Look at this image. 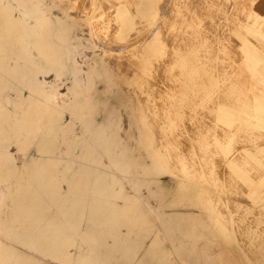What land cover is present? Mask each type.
<instances>
[{"label": "crops", "instance_id": "crops-1", "mask_svg": "<svg viewBox=\"0 0 264 264\" xmlns=\"http://www.w3.org/2000/svg\"><path fill=\"white\" fill-rule=\"evenodd\" d=\"M8 2L13 7L21 5L22 12L30 7V0ZM256 2L250 1V18L207 20V26L219 29L218 33L228 30L229 51H223L225 44L220 41L214 51L192 53L208 62L203 67L199 63L188 71L182 70V95L173 101L177 114L172 119L169 111L165 117L157 116L156 129L151 126L148 137V150L142 153V149H135V158L141 165L150 166L155 174L150 178V190L146 189L150 196H157L160 205L154 207L149 203L143 212L155 227L156 235H167L162 225L167 219L182 235L194 234L189 242L192 247L180 242L164 243L163 251L170 255L167 264H195L178 259L179 252H203L206 254L204 264H221L223 247L231 249L234 244L250 243L251 222L243 217L230 197L234 194V185L237 195L254 198V204L260 209L257 240L264 235V45L258 42L264 41V14L259 12L264 9V0L254 7ZM212 9L229 13L234 10L233 7ZM221 59L231 62L222 69ZM159 88L157 86V90ZM8 90L11 95L18 92L12 86ZM150 122L154 124L152 113ZM5 123V118L0 120L3 149L0 151V195L5 194L0 203V264H43L45 259L57 264H110L106 259L109 248L104 238L96 247L94 244L95 231L99 233L100 229L94 228V215L88 202L87 165L84 207L69 211L55 198V191L39 189L37 216L27 220L25 215H18L13 191L29 181L28 170L22 164L25 152L17 157L13 150L16 146L7 141L2 131ZM70 166V172L77 173V166L82 165ZM165 175L174 179V187L162 183L161 177ZM246 181H251L248 190L244 188ZM255 181H258L257 186L253 184ZM3 187L5 193H1ZM28 195L29 189H26L19 196ZM70 199L73 204L80 201L73 194ZM28 227L35 231V240L31 242L20 234ZM223 227L228 231H223ZM101 231L103 237L104 227ZM256 238L252 237L251 242H257Z\"/></svg>", "mask_w": 264, "mask_h": 264}, {"label": "rangeland", "instance_id": "rangeland-1", "mask_svg": "<svg viewBox=\"0 0 264 264\" xmlns=\"http://www.w3.org/2000/svg\"><path fill=\"white\" fill-rule=\"evenodd\" d=\"M0 1V6L5 4L12 7L14 13L16 10V15L32 14L33 17H27L24 20V22L26 21L25 23L29 21L28 24L34 25L38 22V18L41 19L48 13L47 15H54L51 17V22L54 24L67 22L70 25L78 26L69 29L73 31L71 39L74 40V43L72 45L71 43L64 44L63 63H65V69L61 73L59 71L36 73L33 77L36 87L39 91L45 93L51 107L55 108L67 104L65 101L53 98L57 93H63L66 96L68 95L66 101L74 99L75 103L82 109L81 119L77 118L74 112L72 114L67 111L64 113L62 119L63 127L71 125L73 129L72 132L67 133L66 137L72 139L76 134L77 136H82L85 126L80 124L92 120L87 103L90 104L89 99L91 101L98 100L101 102L98 108L104 109V112H100L98 116L96 115V119L103 124H109L112 120L119 124L122 133L125 135L122 143L129 142L137 151L142 149L140 151L142 153H145L144 150L149 148L148 137L151 126L156 129V117H165L166 111H169L171 119L175 113L177 114L173 101L180 99L182 95L180 86L182 70L185 68L188 71V68L197 66L196 64L199 63L203 67V64L208 62L204 59L199 60L192 53L214 51L220 41L225 44L223 51H229L228 30L222 29V32L218 33L219 29L206 26L209 25L207 20L246 19L252 15L249 7L251 0H130V2L129 0H118V3L113 0H72V3L66 0H36L37 2L39 1L38 3L35 0H30V7L28 11H24L25 13L22 12L20 5L13 7L8 0ZM259 2L260 0H257V4L254 7H257ZM213 7L226 9L233 7L235 10L231 13L228 11L217 12L212 9ZM259 12L264 14V9H260ZM63 13L68 16V20L65 19ZM198 21H201V23H198ZM119 23L125 25L121 27L123 29L121 30V37L117 38ZM57 30L60 29L58 27L53 28V31ZM54 39H59L55 41L59 46L63 45L59 34H56ZM118 39L122 40V43H113L117 42ZM123 41L125 42L123 43ZM258 42L264 45V41L258 40ZM30 43V48H33L36 45V39L31 38ZM92 43L95 45L96 52L91 49ZM110 44L111 46H109ZM0 45L8 49L13 48L11 43L4 40H0ZM17 45L21 48V43H17ZM108 49L109 51H107ZM127 53L128 55H126ZM8 54L12 53L8 52ZM33 55L40 65L46 66L44 59L41 58L37 51L33 52ZM192 56L195 58L189 59ZM128 57L131 58V61L128 60ZM90 60L93 63V67L95 66L100 73H103L105 69V71L109 70L108 72L114 85L105 84L103 75H100L89 87L85 86L86 84L84 83L78 86L75 85L74 81L82 75L79 74V71L87 73L86 75L90 73ZM138 61L141 62L136 64ZM118 62L122 64V71L117 69ZM209 62L213 64L214 60ZM230 62V60L221 59L220 67L224 69ZM234 62L236 63L238 60ZM140 63L144 65L142 66ZM189 63H193V65L189 67ZM134 65H136L135 68ZM144 67L147 68L146 71L143 69ZM137 70H140L141 73L137 72ZM136 73L140 80L137 77H133L136 76ZM19 78L18 80L24 81L23 73H21ZM82 78L81 76L79 82L82 81ZM130 79L132 80L129 81ZM135 82L136 86L133 84ZM157 86L160 87L158 90ZM163 88L165 89L162 90ZM94 91L96 93L91 95ZM15 93L17 92H13V95ZM29 93V90L25 89L22 94L28 98ZM9 95L10 93L7 90L6 96ZM14 105L18 106V104ZM68 106L66 105L67 110ZM9 107H11L9 108L10 110H14V106L9 105ZM151 113L154 115L153 125L150 122ZM13 150L16 152L17 157L23 156V153L18 151V149L13 148ZM57 151L55 155L60 157L61 155L59 154L67 152V149H65L64 145H59ZM120 151V148L117 149V152ZM96 152L100 154L99 151ZM74 154L75 157L79 156L80 150H76ZM36 156L38 157L36 148L31 147L23 163L29 165L31 157L37 158ZM71 164L73 163L69 159L68 165L70 166ZM149 171H151L149 173H152V176L155 175L153 170ZM121 177L126 180L127 186L136 189L135 178L127 175H121ZM161 180L165 185L175 186L174 179L169 175L162 176ZM257 182L255 181L253 184L257 186ZM250 183L251 181H246L244 188L248 190ZM140 193L145 196L143 209L144 206H149V203L154 207H159V199L157 196H150L146 187L142 188ZM230 197L234 200L233 204L243 217L246 216L249 223L254 222V225L250 223L249 226V244L245 246L234 244L231 249L225 247L221 249L224 258L221 264H264V235H261V240L256 238L260 236L257 224L260 217V209L254 204V198L251 196L241 197L237 195L236 185H234V194ZM168 211L171 212L173 210L168 209ZM194 212H198V210L194 209ZM227 223V227H230L229 221ZM223 231L228 230L223 227ZM193 235L189 234L194 239ZM183 236L188 237V235ZM183 236L179 234L176 237L180 241ZM252 237L256 238L257 242L252 243ZM43 264L57 263L45 259Z\"/></svg>", "mask_w": 264, "mask_h": 264}, {"label": "bare ground", "instance_id": "bare-ground-1", "mask_svg": "<svg viewBox=\"0 0 264 264\" xmlns=\"http://www.w3.org/2000/svg\"><path fill=\"white\" fill-rule=\"evenodd\" d=\"M66 1L71 2L72 0ZM113 1H117L116 3H118V0ZM47 14L41 19L38 18V22L33 25L28 24L29 21L28 23L24 22L27 17H33L32 14L16 15V10L14 13L12 7L5 4L0 6V40L11 43L13 47L12 49H8L0 45V90L6 89L5 92L0 91V120L6 119V123L2 126V131L5 132L8 142L13 143L20 152H25V157L31 147H35L38 154L37 158L31 157L29 165L22 162L28 170L27 179L29 181L25 185L14 188L13 196L16 212L18 215H25L27 220L37 216L38 210L36 209V204L39 189L55 191V198L65 205L69 211L84 207L85 169L88 166V192L90 193L88 194V202L91 203L90 207L94 215V228L100 229L99 233L95 231V247L104 238L109 248L106 259L110 264H167L170 255L163 251L164 243L166 241L172 244L180 242V244L186 245L185 247H192L189 244L191 236L184 237L180 229L176 231L169 219L162 221L167 235L164 237L156 235L155 227L149 222L148 216L143 212L142 206L145 204V196L140 193L144 187L150 190L152 173L150 174L149 172L151 171L149 170H151V167L140 164L135 158V149L129 142L122 143L125 135L122 133L119 124H116L113 120L109 124H103L96 119V115L98 116L100 112H104V109L98 108L101 105L100 101H91L89 99L90 104L87 103L89 105L87 107L90 110L92 120L80 124L85 126L81 137L76 134L72 139H68L66 135L72 132L73 129L71 125L63 127V115L66 111L71 112V114L74 112L77 115L76 117L81 119L82 109L75 103L74 99L66 101L68 95L66 96L63 93H57L53 98L65 101V103L67 102L66 105H69L68 110L66 105L53 108L50 106L45 93L39 91L36 87L33 80L36 73H49L53 71L61 73L65 69V63H63L64 44L71 43L72 45L74 43V40L71 39L73 31L69 29L78 27L70 25L67 22L54 24L51 22V17L54 15ZM64 16L68 20V16L65 14ZM126 24L128 23L126 22ZM122 25L121 23L116 34L117 38L121 37ZM54 27H58L60 30L53 31ZM56 34L61 36L62 39L60 41L63 42L62 46H59L55 42L59 40L54 39ZM31 38L36 39V45L33 48H30ZM18 41L21 43V48L17 45ZM121 41L118 39L117 42L113 43H120ZM91 49L93 52H96L93 43ZM36 51L44 59L46 66L38 63L36 57L33 55V52ZM8 52L12 54H8ZM128 60L131 61V58ZM134 62L136 61L134 60ZM139 62L141 61H138L136 64ZM89 63L91 65L90 73L86 75L87 73L79 71V74H82L81 76L83 77L82 83L79 82L81 77L79 75L80 77L74 81L75 85L78 86L84 83L86 84L85 86L89 87L100 75L104 76L105 84L114 85L112 77L108 72L109 70L105 71V69L103 73H100L95 66L93 67L91 60ZM140 64L144 65L143 63ZM117 67L118 71H122L121 62H118ZM135 67L136 65H134ZM147 68L144 67L143 69L146 71ZM140 70H137V72H140ZM21 73H23L24 81L18 80ZM133 77L138 78L137 73ZM138 79L140 80V78ZM129 84L132 85L131 83ZM133 84L136 85V82ZM11 86L16 87L18 92L14 96L11 94L6 96V92ZM25 89H28L30 92L28 98L22 94ZM95 93L94 91L91 95ZM14 104H18V106L16 107ZM9 105L14 106V110H10L9 108L11 107ZM59 145H64L67 152H61L59 154L61 156L57 157L55 153ZM119 148L121 151L117 152ZM2 150L0 146V151ZM76 150H80V155L77 157L74 154ZM96 151H99L100 154ZM57 153L59 152L57 151ZM66 159L68 161L71 159L73 164L82 165L78 166L79 171L77 173L70 172L71 166L68 165ZM50 168L56 169V171H49L48 169ZM90 168L92 169L91 171ZM121 175H127L132 178L136 176L138 178L137 181L135 180L136 189L127 186L126 180ZM26 189H29V195L27 197L19 196ZM5 190V187H3L2 191L4 192L1 193H5ZM70 194H73L77 199L79 198L80 201L73 204ZM4 195H0V203H2ZM150 209L153 213H156L155 208L151 207ZM101 227H104L105 231L103 237L101 235ZM178 233L183 236L180 241L176 237ZM20 234H22L25 240L30 242L35 240V237H33L35 231L30 229V227H28L27 231ZM177 255L178 259L193 261L195 264H204L206 258V254L203 252H179ZM66 258L68 259V256Z\"/></svg>", "mask_w": 264, "mask_h": 264}]
</instances>
